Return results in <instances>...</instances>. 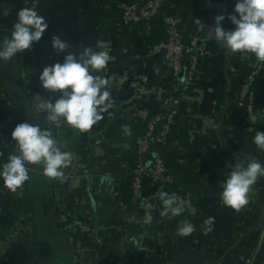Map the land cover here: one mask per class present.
I'll use <instances>...</instances> for the list:
<instances>
[{
  "label": "crops",
  "instance_id": "0c3cea01",
  "mask_svg": "<svg viewBox=\"0 0 264 264\" xmlns=\"http://www.w3.org/2000/svg\"><path fill=\"white\" fill-rule=\"evenodd\" d=\"M169 2L189 4L190 15L210 29L216 16L233 13L236 0ZM121 3L129 0H47L40 15L48 29L41 41L10 62L0 61V74L13 103L11 113L0 121V146L8 142L0 166L16 154L11 133L17 124L46 128L39 109L58 96L41 88L39 74L64 58L51 48L53 36L68 41L74 52L95 49L97 41L110 42L112 59L96 74L108 80L113 102L86 134L61 121L56 141L73 154V160L59 180L43 176L42 165L30 166V179L22 188L34 200L31 219L19 214L8 198L0 201V264H74L68 252L70 237L62 230L63 222L74 216L85 220L95 233L86 251L88 264H233L232 250L252 243L259 246L256 264H264V177L251 187L249 203L239 212L220 200L221 183L236 165L246 167L251 160L264 164V150L253 143L256 132H264V72L255 83L256 119H247L236 104L238 87L261 62L252 54L229 53L210 38V31L204 33L207 53L180 107L173 141L179 162L192 165L203 176L202 188L195 194L203 228L198 237L192 233L182 238L176 235L174 220L162 223L152 216L147 234H141L145 214L129 209L135 161L132 134L157 111L168 90L169 73L163 55L151 54L149 36L141 28L128 27L127 37L104 31L107 9H119ZM20 9L21 0H0V38L9 34ZM222 23L226 29L234 27L227 19ZM125 126L131 135L125 134ZM208 217L215 222L213 230L205 233ZM20 228L17 241L11 243V233Z\"/></svg>",
  "mask_w": 264,
  "mask_h": 264
},
{
  "label": "clouds",
  "instance_id": "9594fccd",
  "mask_svg": "<svg viewBox=\"0 0 264 264\" xmlns=\"http://www.w3.org/2000/svg\"><path fill=\"white\" fill-rule=\"evenodd\" d=\"M7 16L9 13H3ZM227 19L234 26L226 29L223 21ZM210 28L214 39L231 54H252L257 61L264 63V0H236L233 13L225 17L218 15ZM48 29L45 18L32 8H21L8 35L0 38V61L10 62L19 54L30 51L41 41ZM72 45L59 36H53L51 48L57 55H63L62 62L45 66L39 74L42 89L58 96L49 99L43 107L48 111V120L60 126L61 121L81 134L90 132L94 125L103 119V114L113 106L108 80L96 73L103 72L112 57L108 41H97L95 49L85 47L83 52L72 51ZM250 119L255 120L256 116ZM126 135H131L127 126ZM11 140L18 148L17 154H10L8 161L0 166V180L4 186L15 193L30 179L32 165L43 166V176L59 180L63 169L69 167L73 154L63 151L50 131L40 125L28 122L17 124ZM253 143L264 150V132L257 131ZM264 177V164L251 160L245 167L238 164L221 183V203L239 212L248 203V194L256 181ZM162 205V217H176L184 212L181 197L175 193L158 192ZM153 217L145 213L144 224H151ZM214 217L204 220V232L213 230ZM195 231L192 223L182 221L176 235L182 238Z\"/></svg>",
  "mask_w": 264,
  "mask_h": 264
},
{
  "label": "built area",
  "instance_id": "2783aa9c",
  "mask_svg": "<svg viewBox=\"0 0 264 264\" xmlns=\"http://www.w3.org/2000/svg\"><path fill=\"white\" fill-rule=\"evenodd\" d=\"M45 0H21L22 8H32L39 14ZM168 0H139L135 3H121L118 8L120 16L117 28L120 30L125 26L149 23V21L162 13ZM164 25L167 40L155 46L151 54L163 55L169 71L171 85L163 97L158 110L146 121L144 131L136 141V162L132 170V201L138 206L142 213H150L157 221L166 222L168 217H162V205L158 192L175 193V176L169 169L163 157L162 151L171 140L177 116L183 101L188 97L192 89L195 76L200 68V61L205 57L206 38L203 30L206 23L194 18L185 23L180 16L166 15ZM264 72V63H259L256 68L246 77L245 81L238 87L236 93V104L244 116L250 119L257 117L255 109L254 85L257 78ZM13 103L10 100L3 78L0 74V121L12 111ZM43 114L45 127L56 139L57 126L48 120V111L42 107L39 109ZM15 151L18 153L17 145ZM4 150L0 146V157ZM184 204V215L188 219L197 216L199 208L195 195L192 193L177 194ZM143 222L142 228L145 227ZM63 229L68 233H81L82 240L75 243L79 255V264H87L85 260L88 244H91L94 232L91 227L84 223L79 216H74L67 222ZM21 228L15 229L10 235V242L15 243ZM145 233V232H144ZM86 245V246H85ZM259 255V246L252 243L248 251L238 258V264H256ZM87 259V258H86ZM146 264V263H145Z\"/></svg>",
  "mask_w": 264,
  "mask_h": 264
},
{
  "label": "trees",
  "instance_id": "16d2710c",
  "mask_svg": "<svg viewBox=\"0 0 264 264\" xmlns=\"http://www.w3.org/2000/svg\"><path fill=\"white\" fill-rule=\"evenodd\" d=\"M45 1H47V0H45ZM138 1L139 0H129V3H135ZM42 8H43V6H42ZM187 9H190L189 4H187V3L174 6L168 0L167 5L165 6L162 13L153 17L149 21V23L145 22V23H141V24H137V25L125 26L126 28L123 27L120 30L117 28V23H116V19H117L118 15L120 16L119 9H117V8L116 9H107L106 13L108 15V18L104 24V31L115 30L121 36L125 37L128 34V29H129L128 27L141 28L142 30L145 31V34L147 36H149V44L153 48V47H155V46L159 45L160 43L165 42L167 40V33H166L165 25H164V17L166 15H175V16H180L185 23L191 22L195 17L190 15L191 13H189V11ZM118 12H119V14H118ZM40 14H41V12H40ZM255 68H256V66L251 68L248 71L246 77H248L250 75V73ZM168 73H169V71H168ZM170 85H171V79H170V75H169V81H168V85H167L168 88L167 89H169ZM254 90H255V85H254ZM241 113H244V111H241ZM174 129H175V127H174ZM143 131H144V127H143V129L142 128L141 129L136 128V130L132 134V141H133V144L135 146L134 147V155H133V159L135 158L134 164H135L136 159H137L136 154H135L136 141H137L138 137L140 135H142ZM175 134H176L175 130H173L171 133L170 142L162 151V154H163V157L166 161V164L169 167V169L173 172L174 176L175 177L180 176V180L179 181L175 180V182H176L175 186L172 188H173V191L177 194L192 193L195 195L196 192L202 188L203 176L201 173L195 172L192 165H189V164L183 165L179 162L177 150H176L175 146L173 145ZM9 140H10V137H9ZM6 144L3 146L5 147ZM4 147H2V149L4 150V155L2 157H0V160H3V159L5 160V158H6V151H5ZM15 153H16V151H15ZM7 161H8V159H6L5 163ZM130 192L132 193V183H131ZM131 193H130V195H131ZM6 198L9 199L11 206H16L17 210L20 212L19 214L23 215V217L28 218V219L32 218V212L35 209V206H34L33 197L28 190L21 188V189H18L17 192L13 193V192L9 191L4 186L3 181L0 180V201L3 199H6ZM129 209L133 210V211L138 210V206L132 201V197L130 198V201H129ZM71 218L72 217H70L67 221L63 222L62 230L64 231V233L66 232V235L68 236V238L70 237V248L68 250L69 258H70L72 263L74 262V264H79V261H78L79 255L77 254L78 251L76 249L75 243L82 240V235H81V233H75V234L68 233L67 231H65L63 229L64 225L67 222H69L71 220ZM171 219L174 220L177 225H179L182 221H185V220L192 223L195 227V231L193 232L195 237H198L199 232L203 228V220L201 217L196 216L193 219H188V218H186L184 213H182L179 216L168 218L167 222ZM83 222L87 224V222L85 220H83ZM148 226H149V224L145 225L144 228H142V226H139L141 234L143 232H146V234H147V232L149 230ZM89 247L90 246L87 247L86 251H88ZM249 247H250V245L245 246V248H243V249L240 247H237V248L232 250L231 255H230V260L234 261L233 264H238V258L242 254L246 253L248 251ZM239 248H240V250H239Z\"/></svg>",
  "mask_w": 264,
  "mask_h": 264
},
{
  "label": "water",
  "instance_id": "95a60500",
  "mask_svg": "<svg viewBox=\"0 0 264 264\" xmlns=\"http://www.w3.org/2000/svg\"><path fill=\"white\" fill-rule=\"evenodd\" d=\"M209 31V27H205L203 33H207ZM200 213H197V217H199Z\"/></svg>",
  "mask_w": 264,
  "mask_h": 264
},
{
  "label": "rangeland",
  "instance_id": "374dc122",
  "mask_svg": "<svg viewBox=\"0 0 264 264\" xmlns=\"http://www.w3.org/2000/svg\"><path fill=\"white\" fill-rule=\"evenodd\" d=\"M92 230H93V228H91ZM93 232H94V230H93ZM95 239V233H94V236H93V238H92V241ZM92 244V243H91ZM91 244H88V246H90ZM88 253V252H87ZM88 255V254H87ZM85 260H86V258H85ZM87 260H89L88 259V256H87ZM86 263L88 264V261H86Z\"/></svg>",
  "mask_w": 264,
  "mask_h": 264
}]
</instances>
